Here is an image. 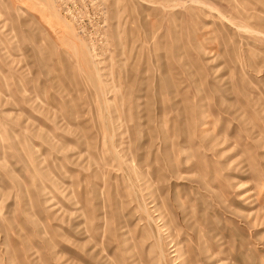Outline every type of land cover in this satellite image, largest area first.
Listing matches in <instances>:
<instances>
[{
  "label": "rangeland",
  "instance_id": "1",
  "mask_svg": "<svg viewBox=\"0 0 264 264\" xmlns=\"http://www.w3.org/2000/svg\"><path fill=\"white\" fill-rule=\"evenodd\" d=\"M0 264H264V0H0Z\"/></svg>",
  "mask_w": 264,
  "mask_h": 264
}]
</instances>
